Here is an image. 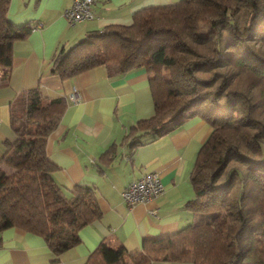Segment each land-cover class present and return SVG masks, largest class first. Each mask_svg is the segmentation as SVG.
Wrapping results in <instances>:
<instances>
[{"label": "trees", "instance_id": "trees-1", "mask_svg": "<svg viewBox=\"0 0 264 264\" xmlns=\"http://www.w3.org/2000/svg\"><path fill=\"white\" fill-rule=\"evenodd\" d=\"M9 2L0 0V57L34 25H12ZM109 63L118 71L167 70L149 77L154 113L130 127L131 147L138 132L161 131L167 120L179 125L186 114L211 131L190 174L194 198L186 206L196 221L144 239L138 251L101 242L85 264H264V0L142 6L129 23L90 31L56 53L52 70L65 79ZM65 107L64 97L46 101L39 87L25 91L20 111L10 109L15 139L0 155V231L16 226L39 235L55 254L77 244L78 231L101 214L91 187L75 185L66 196L52 178L46 139Z\"/></svg>", "mask_w": 264, "mask_h": 264}, {"label": "crops", "instance_id": "crops-1", "mask_svg": "<svg viewBox=\"0 0 264 264\" xmlns=\"http://www.w3.org/2000/svg\"><path fill=\"white\" fill-rule=\"evenodd\" d=\"M179 1L95 0L92 19L70 24L63 11L72 0H10L8 21L34 25L0 57V155L6 141L15 139L10 109L21 105L25 91L39 87L46 101L64 97L65 110L45 145L56 167L52 178L66 196L75 185L91 187L101 214L78 231L77 244L59 254L41 236L7 226L0 231V264H85L101 242L138 251L144 239L174 233L196 221L186 203L194 198L190 174L211 131L208 122L186 114L179 125L172 120L161 131L138 132L134 147L127 138L131 126L154 113L149 77L156 66L118 71L114 64H101L65 79L52 70L54 55L90 31L129 23L142 6ZM72 92L78 101L70 100ZM146 171L159 173L164 190L152 201L130 207L122 191ZM153 209L156 215L150 214ZM149 264L193 263L154 259Z\"/></svg>", "mask_w": 264, "mask_h": 264}, {"label": "built area", "instance_id": "built-area-1", "mask_svg": "<svg viewBox=\"0 0 264 264\" xmlns=\"http://www.w3.org/2000/svg\"><path fill=\"white\" fill-rule=\"evenodd\" d=\"M93 2L94 0H72L71 5L64 9L63 17L70 24L92 19L94 17L91 7ZM69 98L72 102L79 100L76 92L70 93ZM163 190L159 173L157 171H146L122 191V196L131 207L138 203L152 201ZM150 214L156 215V210H150Z\"/></svg>", "mask_w": 264, "mask_h": 264}, {"label": "rangeland", "instance_id": "rangeland-1", "mask_svg": "<svg viewBox=\"0 0 264 264\" xmlns=\"http://www.w3.org/2000/svg\"><path fill=\"white\" fill-rule=\"evenodd\" d=\"M80 22H81V21H80ZM79 25H80V23L77 24V27H79ZM77 27H76V28H77ZM206 30H207V26L204 24V25H202V27L200 28L199 32H200V33H205ZM68 48H69V47H68ZM68 48H67V49H68ZM202 52H203V51H202ZM152 69H153V70H151V75H153L154 73H161L162 75H163V74H167V70H165V69L162 68V67L156 66L155 68L153 67ZM21 107H22V103H21L20 106H16V108H15L16 113H18V112L20 111ZM171 121H172V120H167V121H165L164 124H167V123H169V122H171Z\"/></svg>", "mask_w": 264, "mask_h": 264}]
</instances>
